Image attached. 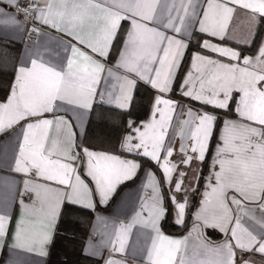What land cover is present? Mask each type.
<instances>
[{
  "label": "snow or ice",
  "instance_id": "obj_1",
  "mask_svg": "<svg viewBox=\"0 0 264 264\" xmlns=\"http://www.w3.org/2000/svg\"><path fill=\"white\" fill-rule=\"evenodd\" d=\"M5 2L20 7L19 0ZM56 3L57 0H29L21 10L26 18L31 17L42 25L63 32L75 41L66 45V50L70 49L71 52L67 58V70H57L40 59H32L30 67L21 65L17 69L7 101L0 102V133L21 120L29 121L21 129L22 142L18 145V152L13 157L14 164L10 167L11 171L27 177L23 181L22 190L18 191L22 215L15 229L11 230V217L6 211L0 213V247L11 231L15 241L13 247L29 252L39 250L40 255L47 254L44 245L51 242V229L65 204L95 210L94 196L98 195L99 202L106 204L118 184L131 179L140 167L133 160L88 148L83 149L81 156L76 151L79 145L74 141L61 150L59 141L53 140V147L48 148L46 142L54 124L57 125V131L61 125L69 129L73 126L55 113L61 110L72 112L78 121H83L92 110L97 96L101 100L105 96L104 92H97L105 72L117 81L113 89L118 87L120 93L114 96L113 92H108V103L115 101L116 106L122 110H127L132 100V92L137 83L133 75L158 93L171 91L188 49L185 38H177L175 34L183 33L187 37L191 23L186 17L195 19L200 11L199 0H171L170 4L168 0H58V6L54 7ZM205 3L207 7L202 9L198 30L213 38H225L228 23L237 7L246 10L253 22L264 18V0H205ZM161 6L168 13L166 23L163 22ZM173 11L175 15H172ZM8 19L17 23L15 14ZM123 21H128L126 28L123 27ZM152 24H162L163 28L170 29L174 35H168L157 26H149ZM32 31L39 32V29L33 28ZM119 43L123 47L119 51L116 68L124 69L130 75L121 76L113 68L105 67L109 51L114 44ZM200 47L237 63H222L199 52L194 53L191 66L180 83L181 95L215 109L225 110L229 107L231 93L235 89L242 96L234 111L240 121L248 123L229 119L223 121L220 137L223 146L218 147L216 161L220 171L215 174V184L211 186V193H206L205 200V205L214 202L215 207L211 213L207 207L203 208L205 215L198 214L197 219L202 220L206 226L231 233L230 241L210 249L216 256L212 264H254L252 257L244 259V253L255 252L264 256V233L253 234V231L245 228L239 216L233 217L231 205L241 208L245 201L257 203L264 213V43L254 58L242 57L239 51L213 44L208 39H204ZM212 68L217 71L205 79L208 69ZM194 72L199 74L195 80ZM197 81L198 90L195 89ZM176 104V101L156 95L153 119L143 125L144 131L135 127L137 136L126 135L121 142V149L159 162L160 151L165 148L166 128ZM47 113H52L54 119L46 118ZM157 114L158 121L155 119ZM187 115L189 119L183 121L181 136L191 141L188 147L192 153L198 152V157L186 153L182 160L184 164L194 159H204L214 123L218 119L212 113L194 112L191 108ZM133 127L134 122L129 121V128ZM133 140L138 142L133 143ZM165 151L167 156H172L171 147H166ZM181 151H185L183 145ZM85 158L86 164L83 163ZM78 159L83 165V171L74 166ZM161 167L165 177L171 181L176 165L170 166V162L165 159ZM183 175L181 172V178ZM149 177L153 196L150 202L142 204L141 209L147 211L148 216L144 218L138 212L132 222L120 223L110 241L112 251H125L132 228L139 223L155 233V236H149V264H176L177 254L181 253V245L187 237L184 241L173 240L160 232L158 222L166 215L167 209L163 206L151 173ZM181 184L182 180L175 184V192L181 190ZM9 187L16 191L14 185ZM25 198L31 200V203L25 204ZM171 199L175 222L183 223L186 202H177L174 194ZM27 216L36 219L29 222L25 219ZM257 223L264 228V217ZM237 249L240 251L239 260ZM106 264L123 262L110 259ZM179 264L205 262L181 254Z\"/></svg>",
  "mask_w": 264,
  "mask_h": 264
},
{
  "label": "crops",
  "instance_id": "obj_2",
  "mask_svg": "<svg viewBox=\"0 0 264 264\" xmlns=\"http://www.w3.org/2000/svg\"><path fill=\"white\" fill-rule=\"evenodd\" d=\"M168 3L170 4L171 0H168ZM40 6L42 7L43 5L41 4ZM56 6H58V0L57 3L54 4V7ZM206 7L207 5L205 0H199L198 9L200 11L198 16L195 19L186 17V20L191 23V27L189 29L190 34L187 37H184L183 33L175 34L177 38H185L186 43L189 45V42L194 37L195 33H199L203 35L202 41L204 39H208L213 44H217L222 47H230L239 51L242 57L254 58L258 55L259 47L262 43H264V18H259L257 21L253 22L250 18V14H248L246 10L237 7L228 23L225 38L221 40L219 38H213L200 33L198 30V20L202 18V9ZM0 10H2L3 13L0 15V21H3L0 22V70L1 64L3 63L5 66L4 70L13 72L8 94L5 98H0V102H6L8 96L10 95L11 87L15 81L17 69L21 65L30 67L32 59H40L48 66L55 67L57 70H60L61 68L67 70V58L71 56V52L70 49L66 50V45L69 43H75V41L63 32L50 28L47 25H42L37 20H35L34 24H28L16 12L14 6L11 3H6L5 0H0ZM160 11L164 17L163 22L166 23L168 13L163 9V6H161ZM12 14H15L17 23H12L8 19V17ZM175 14V11H173L172 15ZM122 24L123 27L126 28L128 26V21H123ZM260 24L263 25V30L257 46L253 51L243 50V46H249L251 44ZM149 26H157L159 27V30L167 32L168 35H174L170 29L163 28L162 24H152ZM33 28H38L39 32L32 31ZM244 41L248 42L245 43ZM122 47V43L114 44L112 46L109 51L105 67L113 68V71L121 76L130 75L126 73L124 69L116 68V62L119 59V51L122 50ZM197 52L206 57L217 59L222 63H237V61H231L227 57L219 56L216 53H212L204 49L201 51H194L192 55ZM192 55L181 77L173 84L171 91L167 93H158L157 90L152 88L156 92V95H161L163 99H170L177 102L175 110L172 113V119L166 128V135L164 138L165 148L171 147L172 156H167L165 148H162L159 154V162L148 158L160 169L165 187L163 186L160 176L154 167L150 165H141L140 157H143L142 155H137L135 152L129 153L120 147L121 142L124 140L126 135L130 134L133 137L138 135L135 131V127H139L141 131H144L143 125L149 123L153 119V103L150 114L147 118L132 115L126 118L119 140V148L121 151L114 150V143L112 141L113 137H111L112 134L110 135V128H107V125L102 124V122H105L106 118H108L111 110L128 111L131 108L138 82H142L146 85L148 84L133 75L132 78L137 79V83L135 84L132 92V100L129 108L127 110H122L116 106L115 101H113V103H108V92H113L114 96H118L120 93L118 87L113 89V85L117 84V81L112 77H109L107 72H105L102 74L101 83L97 88L98 93H105L103 100L100 99L99 95L97 96L92 110L83 118V121H78L72 112H65L63 110L56 112V116L63 117L73 126L69 129L66 126L61 125L59 126L60 130L57 131V125L54 124L49 133V139L46 142V146L48 148H52V141L58 140L59 146L61 150H63L67 147L69 142L74 141L75 144L79 145V148H77L76 151L81 156L83 155V149L88 148L96 152L115 155L121 157L122 159L133 160L137 162L140 167L136 170L135 175L131 179L118 184L115 192L111 195L106 204L99 202L98 195L94 196V203L96 205L95 210L65 204L57 221L51 229V242L44 245V251L47 253L46 255H40L39 250L29 252L23 248L13 247L12 245L15 241L13 240L12 233L10 231L9 235L4 238L3 246L0 247V264H48L51 248L66 206H74L92 212L88 234L83 247L85 255L91 258L99 259L101 262L100 264H106V262L110 259L122 261L123 264H149L147 258V251L151 246L149 236H155V233L151 228L143 227L139 223L135 224L132 228L131 234L128 238V243L123 253L112 251L110 243V241L114 238V230L120 223L127 224L132 222L138 212H140L141 216L144 218L148 216V212L142 211L141 209L142 204L150 202L153 196L149 173H151L152 177H154L155 183L159 189V197L166 209V195L169 198L172 223L178 227H182L187 224V227L183 232L175 233L172 231H166L163 228L162 223L165 216L158 222L160 232L164 236L173 240L182 241H184V238L187 237L185 243L181 245V253L177 254L178 258L176 264H179V256L181 254L186 255L190 259H195L196 261H204L205 264H212V262L215 261L216 256L214 252L210 251V249H213L226 241H230L231 233L230 231L226 233L217 227L204 225L202 220L197 219V215H205V213L202 212V209L205 207L208 208L209 213H211L215 207L214 202L212 204L205 205V200L207 198L206 193H211V186L215 184V174L220 171V166L216 161L218 159V147L223 146V142L220 139L223 130V121L225 119H229L242 123L248 122L240 121L236 112L235 115H230L218 113L206 107H195L187 100L188 97L181 95L180 83L191 66ZM216 71L217 70L215 68L208 69V75L205 76V79L214 74ZM198 75V73L194 72L193 79L195 80ZM105 80H107V84H105ZM175 84H177L178 93L173 92ZM195 89H199L198 81L196 82ZM241 96L242 93L236 91L235 89L232 91L230 101L234 99V109L239 103ZM96 106H99V109L95 110ZM64 107L69 106L65 105ZM161 108H163V105H161ZM190 108L194 112L203 111L212 113L216 115L218 119L214 123L213 133L208 141L204 159L202 161L194 159L188 164H184L182 163V160L186 153L188 155L198 157V152L192 153L188 147L191 141L182 138L181 136V127L183 125V121L189 119L187 113ZM45 115L48 119H54L52 113H47ZM92 115L95 122L92 125L91 130L88 131ZM115 119V121H118L117 118ZM155 119L157 121L159 120V114H157ZM129 121L134 122L133 128H129ZM27 122L29 121L21 120L12 128L0 133V213L6 211L11 217V230L15 229L16 222L22 215V207L19 202L20 198L18 191L22 190L23 181L27 177H25L22 173L11 171L10 167L14 164L13 157L18 152L19 143L22 142L21 129ZM257 127L259 126L257 125ZM136 142L138 141L133 140V143ZM182 145L185 149L183 152L181 151ZM220 158H223V156ZM165 159L170 162V166L171 164L176 165L175 170L172 172L171 181L165 177L164 170L161 167ZM83 163L86 164V158ZM74 166H76L80 171H83V165L79 159L74 162ZM181 172L184 173L182 178L180 176ZM133 179L136 180L131 183H127ZM181 180V190L179 192H175V184ZM124 183L125 185L121 186ZM10 185H14L16 190L15 192L10 190ZM52 186L55 187L56 185ZM92 186L94 187V185ZM173 194L176 196L177 202H186L183 223L178 224L175 222V212L173 210L174 204L171 199ZM110 202L111 204L107 209L102 208ZM24 203L30 204L31 202ZM231 207L233 217L239 216L241 218V224L245 228H248L249 231H253V234L264 233V228L261 227V224L257 223L258 220L264 217V213L261 212L259 204L245 201L241 208H237L235 205H231ZM245 212H247V215H245ZM25 219L32 222L36 218L34 216H27ZM28 227L31 228V224H29ZM207 229L217 230L221 234V238L215 239L209 236L206 233ZM165 246L167 247L166 242ZM236 252L237 259L239 260V249H237ZM249 257L253 258L254 264H264V256L259 253H244V259H248Z\"/></svg>",
  "mask_w": 264,
  "mask_h": 264
},
{
  "label": "trees",
  "instance_id": "obj_3",
  "mask_svg": "<svg viewBox=\"0 0 264 264\" xmlns=\"http://www.w3.org/2000/svg\"><path fill=\"white\" fill-rule=\"evenodd\" d=\"M263 30V25L260 24L256 34L249 46H243V50L245 51H253L255 47L257 46L261 34ZM203 35L199 33H195L192 40L189 42L188 49L185 52L184 59L182 61L181 70L178 73V78L176 81L179 80L181 77L184 69L186 68V65L194 51H201L203 50L200 45L202 41ZM7 43V42H6ZM3 63L1 64V70H0V98L3 99L8 94V91L10 89V83L13 72L4 70ZM177 83V82H176ZM174 93H178L177 84L174 85L173 88ZM156 95V92L150 88L148 85L138 82L133 101L132 106L128 111H121V110H111V113H109L108 118H106L105 122H102L103 125H107V128H110V135L113 137V143H114V150L115 151H121L119 148V140L123 131L125 120L128 116H137L142 118H147L151 111V106L153 103L154 96ZM187 100L194 105L195 107H206L209 109H212L218 113L223 114H230L235 115V109H234V99H232L229 103L228 109L221 110V109H215L212 106L204 105L200 102H197L195 100H192L190 98H187ZM99 109V106H96L95 110ZM94 110V112H95ZM118 114V115H115ZM114 118V119H113ZM117 118L118 121H115ZM97 120V118H96ZM95 119H91L90 127L88 128V131L91 130L92 125L94 124ZM91 133V132H90ZM141 165H150L156 169L158 172L160 179L163 184V177L161 175L160 169L154 164L151 160L145 157H140ZM136 179L130 180L127 183H131L135 181ZM126 183V184H127ZM125 185L122 184L121 186ZM165 187V185L163 184ZM166 204H167V213L163 219L162 226L166 231H172L175 233L183 232L187 224H185L182 227H178L174 225L171 221V205L169 202V198L166 195ZM111 202L108 203L106 206H103V209H107L110 206ZM92 218V212L89 210H84L81 208H77L74 206H66V209L63 212V216L61 218L58 232L56 234V237L54 239L51 253L49 256L48 264H100L99 259L91 258L84 254L83 247L85 244V240L88 234L89 225ZM206 233L215 238L219 239L221 238V234L215 230V229H207Z\"/></svg>",
  "mask_w": 264,
  "mask_h": 264
},
{
  "label": "built area",
  "instance_id": "obj_4",
  "mask_svg": "<svg viewBox=\"0 0 264 264\" xmlns=\"http://www.w3.org/2000/svg\"><path fill=\"white\" fill-rule=\"evenodd\" d=\"M29 3V0H19V5L20 7H15L14 9L16 10V12L28 23V24H34L35 20L31 17H25L23 11L21 10L24 6H26ZM20 198V196H19ZM21 199V198H20ZM24 202H31V200L25 198Z\"/></svg>",
  "mask_w": 264,
  "mask_h": 264
}]
</instances>
